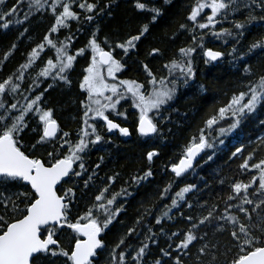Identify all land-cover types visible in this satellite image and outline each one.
Here are the masks:
<instances>
[{
    "label": "snow or ice",
    "instance_id": "snow-or-ice-1",
    "mask_svg": "<svg viewBox=\"0 0 264 264\" xmlns=\"http://www.w3.org/2000/svg\"><path fill=\"white\" fill-rule=\"evenodd\" d=\"M170 17L182 20L162 24ZM34 22L46 25L39 35ZM253 29L264 30V0H0V35L15 33L0 44V264H264V31L241 52ZM216 42L231 51L206 46ZM197 57L227 59L237 79L165 165L168 183L124 226L165 129L189 119L178 107L185 90L207 91ZM133 71L143 80L123 78ZM248 125L262 134L229 148V175L202 176ZM133 133L153 145L146 170L102 175L105 157L92 162L93 151ZM118 224L126 230L110 245Z\"/></svg>",
    "mask_w": 264,
    "mask_h": 264
},
{
    "label": "trees",
    "instance_id": "trees-1",
    "mask_svg": "<svg viewBox=\"0 0 264 264\" xmlns=\"http://www.w3.org/2000/svg\"><path fill=\"white\" fill-rule=\"evenodd\" d=\"M176 2L177 6L182 8L186 0H176ZM124 11V6L122 4L121 8L117 10L118 16H123ZM169 19L172 20L173 27H175L178 26V22L182 20V17L166 18L162 24L168 23ZM45 26V24L37 26L34 22L32 29L37 35H39L43 32ZM162 31H164V28L162 26L158 27L154 30V34L158 35ZM258 31L264 30L253 29L252 33L247 35V39L242 42L243 46L241 47V52L246 50V46L249 41H251L253 38H258L256 37V33ZM14 37L15 33L8 36L0 35V44H3L4 47H7ZM84 39L85 37L81 36L77 42V46H82ZM184 43L185 40L182 38L177 40L175 45H168L170 48L169 54L174 52L177 47L183 45ZM145 46H148V42L145 43ZM161 46L163 47L164 45ZM206 46L213 47V50L224 51L225 53L231 51V44L221 45L220 42H216L215 46L212 44H208ZM21 50H23V46ZM20 59L21 57L19 54H17L16 59L8 65V68H13ZM253 63H256V61L254 60ZM156 66H159V62H157ZM129 77H135L137 79L143 80V76H138L137 72L135 71L128 73L123 78ZM236 79L237 77L234 75L233 69L229 65L227 59L218 64L205 65L203 61L197 57L196 84L206 85L207 91L205 93H200L196 87L185 90V94L181 97L178 107L180 109L181 115L187 112L189 119L185 123L174 117L175 124L168 125V127L172 128V133L167 134V130L165 129V139L161 142L158 149L160 151V158L156 159L153 165L154 177L152 178L151 183L146 184L143 188L139 189V191H136L133 197L128 200L126 204L127 214L121 218L124 222V226H132L133 218L137 214V209L141 207V201L153 199L154 193H156L158 189L163 188L168 183V181L171 179V176L166 174L165 165L169 164L170 161L176 160L177 154L180 152L191 132L199 126L201 116H203L210 108L218 107L224 102V100L227 98L225 96V92H231L233 82ZM52 99L55 101L62 100L63 98L59 93L53 92ZM128 111L131 113L133 110L129 108ZM71 115H75L73 110H65L62 122L68 124L69 127L74 130L77 125L76 123L71 122ZM65 130L68 129L66 128ZM259 134H262L259 129H254L253 125H248L247 127L238 130L237 133L228 137L226 140L228 147L224 148L223 152L218 153V158L214 164H212L210 167L205 166L204 171L201 172V175H211L217 171H220L221 168H223V172L221 173L222 176L229 175L226 164L229 148L238 146L241 142L248 143L250 139H255ZM113 140L114 143L107 146L106 152L93 151L91 154L92 162H97L100 156L105 157V165L102 167L101 171L102 175L105 173L111 174L113 172H120L122 177L126 179L138 171L146 170V152L148 150H153V145L151 142L149 144H144L143 141L135 135V133H133V136L130 138H120L117 135V137H114ZM200 162L203 163V161ZM232 168L235 169L236 164H232ZM189 179L192 180L195 179V177H189ZM122 184L123 180L118 181L116 184V190H118ZM124 226L118 224L115 228H113L112 232L109 233L106 239L110 245L112 241L116 239V234L122 233L124 230H126ZM165 228L169 229V225L165 224ZM169 230L174 231L176 229L170 228ZM161 243L163 244V241H161Z\"/></svg>",
    "mask_w": 264,
    "mask_h": 264
}]
</instances>
